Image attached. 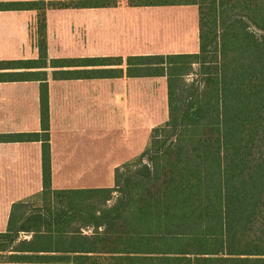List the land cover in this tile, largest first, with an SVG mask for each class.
<instances>
[{"label": "crops", "instance_id": "crops-1", "mask_svg": "<svg viewBox=\"0 0 264 264\" xmlns=\"http://www.w3.org/2000/svg\"><path fill=\"white\" fill-rule=\"evenodd\" d=\"M26 1L36 0L0 3ZM71 1L96 0H46ZM104 1L109 4L46 9L49 67L30 70L45 71L48 78L51 188L45 190L41 141L0 140V233L17 234L12 247L0 253V264H174L165 255L117 242V235L128 232L127 215L72 207L31 213L40 201L51 203V197L64 205L75 197L107 195L110 201L116 196V168L140 156L153 129L169 119L167 76L130 74L127 59L200 50L198 5ZM39 55V11L0 9V61L35 60ZM102 57L122 58L123 64H51ZM97 68L123 72L116 77L54 78L57 70ZM41 130V81H0V135ZM95 220L101 222L96 225Z\"/></svg>", "mask_w": 264, "mask_h": 264}, {"label": "trees", "instance_id": "trees-1", "mask_svg": "<svg viewBox=\"0 0 264 264\" xmlns=\"http://www.w3.org/2000/svg\"><path fill=\"white\" fill-rule=\"evenodd\" d=\"M141 2L198 5L200 50L127 59L130 74L167 76L169 119L153 129L140 156L115 170V190L124 197L106 214L127 215L128 227L127 234L122 231L116 240L165 255L174 264H264V0ZM107 4L104 0L0 3V9L39 11V58L0 61V81H41L42 130L0 135V140L42 142L45 190L51 188L48 78L45 71L30 69L49 67L46 9ZM122 62L102 57L51 64L96 67ZM122 72L57 70L54 78L116 77ZM192 74L196 77L187 82ZM16 236L0 233V253L12 247Z\"/></svg>", "mask_w": 264, "mask_h": 264}, {"label": "rangeland", "instance_id": "rangeland-1", "mask_svg": "<svg viewBox=\"0 0 264 264\" xmlns=\"http://www.w3.org/2000/svg\"><path fill=\"white\" fill-rule=\"evenodd\" d=\"M195 69H198V65L195 64L194 65ZM196 76L194 74L192 75H188L186 77V81L187 82H192L193 79L195 78ZM107 195H99L98 197H94V199H90V200H87L88 198L87 197H75L74 199H71V200H64V205H61L59 204V200L57 201V199L53 200L52 197H51V203H47V202H43V201H40V206L36 209L38 210H33L31 213H44V214H49V209H51V211H59V210H62V209H67V208H77V211H83L84 210H101L102 214L105 213L106 210H112V209H115L119 206L120 202H121V199L124 197V194H122L121 192H118L117 191V194L116 196H111L112 199L110 201H107ZM58 202V203H57ZM26 206V205H25ZM24 207V206H23ZM30 206L27 205V210ZM53 209V210H52ZM79 209V210H78ZM21 214H25V209H22L20 211ZM84 217L87 216V214H83ZM20 226H22V223L20 224Z\"/></svg>", "mask_w": 264, "mask_h": 264}]
</instances>
